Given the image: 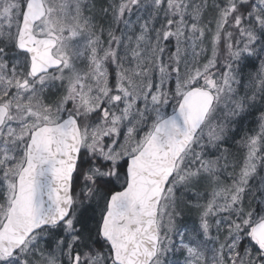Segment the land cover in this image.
<instances>
[{"label":"snow or ice","instance_id":"snow-or-ice-1","mask_svg":"<svg viewBox=\"0 0 264 264\" xmlns=\"http://www.w3.org/2000/svg\"><path fill=\"white\" fill-rule=\"evenodd\" d=\"M0 264H264V0H0Z\"/></svg>","mask_w":264,"mask_h":264}]
</instances>
